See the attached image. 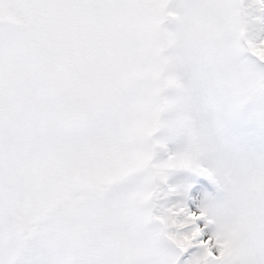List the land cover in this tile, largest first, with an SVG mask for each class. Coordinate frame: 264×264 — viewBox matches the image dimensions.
I'll use <instances>...</instances> for the list:
<instances>
[{"label":"snow or ice","instance_id":"6c2138e0","mask_svg":"<svg viewBox=\"0 0 264 264\" xmlns=\"http://www.w3.org/2000/svg\"><path fill=\"white\" fill-rule=\"evenodd\" d=\"M0 264H264V0H0Z\"/></svg>","mask_w":264,"mask_h":264}]
</instances>
